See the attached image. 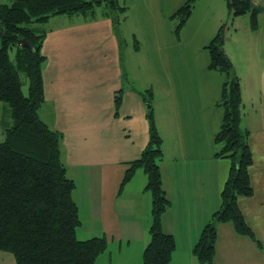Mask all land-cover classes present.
Listing matches in <instances>:
<instances>
[{
	"label": "crops",
	"instance_id": "0c3cea01",
	"mask_svg": "<svg viewBox=\"0 0 264 264\" xmlns=\"http://www.w3.org/2000/svg\"><path fill=\"white\" fill-rule=\"evenodd\" d=\"M157 1L130 0L128 5ZM119 3L126 4L125 0ZM253 3L262 9L259 14L264 13V0ZM150 13L156 14L157 9ZM110 15L107 8L100 7L90 16H55L43 25L45 99L39 117L63 135L61 159L68 178L76 184L73 200L81 220L76 236L81 240L106 238L107 249L94 264H142L150 224L145 175L137 171L122 190L120 186L128 164L148 142L149 98L162 139L160 170L170 200V210L161 223L175 242L170 264H199L192 249L219 208L229 168L227 160L214 157L218 100L213 97L209 73L197 63L199 73L181 70L182 80L177 70L170 71L172 63L165 53L173 42L170 35L152 46V55L160 60L166 76L161 82L148 77L145 83L135 74H143L140 68L145 66L141 37L135 34L137 30L126 28V17L124 22L113 23ZM239 20L234 18V32L222 48L231 65L237 62L234 72L243 103L241 126L249 131L253 157L249 168L253 194L238 198L237 206L261 247L237 235L230 224H220L213 264H264V45L254 46L250 36L228 44L233 34L237 36L238 24L246 28L247 23ZM119 90L122 103L114 116L113 96ZM147 91L152 92L150 97ZM3 104L0 102V142L12 125L9 109ZM1 262L15 264L13 256L5 252L0 253Z\"/></svg>",
	"mask_w": 264,
	"mask_h": 264
},
{
	"label": "trees",
	"instance_id": "16d2710c",
	"mask_svg": "<svg viewBox=\"0 0 264 264\" xmlns=\"http://www.w3.org/2000/svg\"><path fill=\"white\" fill-rule=\"evenodd\" d=\"M195 0H187L171 19H177L174 33L190 17ZM233 18L249 16L252 31L258 28L261 8L253 0H226ZM107 8L113 23L122 20L126 7L119 0H9L0 3V102L9 109L12 125L0 142V252L13 256L15 264H94L107 249L103 236L81 240L78 206L73 200L75 182L68 178L61 159L62 133L50 129L39 117L45 93L42 68L45 56L43 25L54 16H90L97 8ZM25 39L29 44H22ZM222 27L205 46L208 71L225 75L220 100L223 108L219 128L213 136L215 158L229 162L226 180L220 192V205L201 230L192 249L199 264H213L217 226L230 224L234 232L259 242L245 223L237 206L240 197H250L253 189L249 168L253 162L249 131L241 126L242 99L238 77L222 49ZM8 50H14L11 62ZM28 81V94L21 90V76ZM149 97L152 92L147 91ZM122 103V91L113 96L114 116ZM147 112L148 142L140 155L128 164L120 190L137 171L145 175V191L150 196L148 242L142 252V264H170L175 250L171 233L162 228V219L170 210L163 187L160 162L162 139L155 126L150 106Z\"/></svg>",
	"mask_w": 264,
	"mask_h": 264
},
{
	"label": "rangeland",
	"instance_id": "374dc122",
	"mask_svg": "<svg viewBox=\"0 0 264 264\" xmlns=\"http://www.w3.org/2000/svg\"><path fill=\"white\" fill-rule=\"evenodd\" d=\"M186 1L187 0H162L161 6L159 4V0L155 3H150L149 5L143 2L131 3V5H128L130 0H125L126 4L123 6H127L129 9H126V11L123 13L122 21L126 17L125 22L127 21V24H125L123 21L124 25H126V28L130 31L132 30L133 32H136L137 30L139 33L136 32L135 34L141 37V52L144 56L143 60L145 61V66H141L140 68L143 74H135L138 76V78H141L142 81H145V83H147L148 77H157L154 82H158V80L161 82L162 79H164L165 73L163 72L162 64L160 60L156 58V56L152 55V46L153 48L158 46V44L163 41L162 37L168 38L171 35L173 38L172 45H167L168 48L165 49V53L170 56V62L172 63L171 66L173 65L172 67L169 66V70H177V75L179 76L180 80H182L184 78L182 76L181 70L186 71L188 69L191 72L195 71V73H199V69H196L195 67L196 63L197 66H201L202 64L207 66L208 53L205 49V46L209 43L208 39L210 35H216L218 30L222 27L224 43L227 41L226 38L232 35L234 32L232 30L234 18L231 11H229L226 6V0H195L191 15L180 28L178 33L179 35L176 38L174 30L178 25V20L171 19V16ZM0 3L8 4L9 0H0ZM155 8L157 9V13L151 14L150 11L155 10ZM97 10H99V8H97ZM238 18L240 19L239 22L244 21V23H247L246 28H243L238 24L239 30L237 32V36H234L233 34V39L228 41V44L234 45V41L243 42L247 36H250L253 38L251 42L255 43L253 44L254 46L264 45V13L258 15V28L255 31H252L251 29L249 16ZM121 28H123V26ZM155 34L157 36H155ZM8 55L10 61L14 62V50H8ZM232 65V71L235 73L234 68H236L237 62H235V64L233 62ZM208 73L213 97L219 101L222 84L225 81V75L219 71H208ZM20 81L22 93L24 96H27L28 81L23 75L21 76ZM215 111H217L216 114L218 113L217 123L219 128L224 111L221 106H218L217 110ZM1 114H3V112H1ZM2 263L3 262H1V264Z\"/></svg>",
	"mask_w": 264,
	"mask_h": 264
},
{
	"label": "water",
	"instance_id": "95a60500",
	"mask_svg": "<svg viewBox=\"0 0 264 264\" xmlns=\"http://www.w3.org/2000/svg\"><path fill=\"white\" fill-rule=\"evenodd\" d=\"M22 44H23V46L26 47V48H29V47H30L29 44L26 42L25 39L22 40Z\"/></svg>",
	"mask_w": 264,
	"mask_h": 264
}]
</instances>
